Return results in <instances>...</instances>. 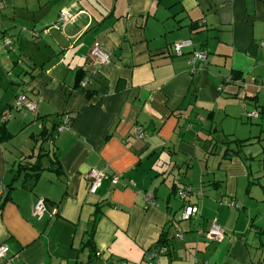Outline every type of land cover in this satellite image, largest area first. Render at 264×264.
I'll return each mask as SVG.
<instances>
[{
  "label": "crops",
  "instance_id": "1",
  "mask_svg": "<svg viewBox=\"0 0 264 264\" xmlns=\"http://www.w3.org/2000/svg\"><path fill=\"white\" fill-rule=\"evenodd\" d=\"M62 11L71 22L58 24ZM177 42L189 43L181 57ZM197 50L207 58L192 67ZM78 70L89 98L74 88ZM21 94L34 113L13 107ZM3 115L0 246L11 264H146L162 232L159 264H264V0H0ZM65 118L70 130L57 133ZM41 142L52 147L36 160ZM20 162L42 164L36 180ZM92 169L104 174L94 194ZM187 186L198 215L179 222ZM213 221L221 242L203 236Z\"/></svg>",
  "mask_w": 264,
  "mask_h": 264
},
{
  "label": "built area",
  "instance_id": "2",
  "mask_svg": "<svg viewBox=\"0 0 264 264\" xmlns=\"http://www.w3.org/2000/svg\"><path fill=\"white\" fill-rule=\"evenodd\" d=\"M72 21V18L67 14V12L62 11L59 15V22L58 24H64V23H69ZM189 43L186 42H177L174 43L171 46V50L173 52V55L175 57H181L182 54V49L187 47ZM4 46L7 50H11V41L6 40L4 42ZM90 55L92 58L98 60L101 64H105L108 62V56L105 54L99 45L93 46ZM207 58V52L203 50H197L193 51L191 54L187 56V62L190 66H194L196 63L199 62H204ZM80 87L85 88L87 85L86 80H82L80 82ZM13 107L18 110H25L31 113H34L36 111V103L33 101L27 94H21L16 97L13 103ZM248 117H256V113L252 112L250 114H247ZM10 118V115H3L0 116V122L5 123L8 119ZM71 127V121L68 118H65L61 121V123L57 126L56 132L57 133H62L64 131L70 130ZM141 133L139 132V135ZM104 174L102 171L92 169L89 171V173L86 176L87 181L89 182L88 186V192L90 194H94L98 188L101 185V180L103 178ZM118 182V177H113L111 180V183L113 185L117 184ZM177 195L180 198V200L184 201L188 196L189 193H191V188L187 187L185 189H178L177 190ZM145 202L148 206H154L152 202V198L150 196L145 197ZM47 206L45 204V201L43 199H38L36 203L34 204L31 215L33 218L36 220H41L45 213H47ZM49 216L56 217L57 215V210L52 207L49 209L48 212ZM198 215V208L196 205H189L185 204L182 208L180 217L178 218L179 222H188L190 219L196 217ZM199 233H202L199 231ZM226 232L225 230L219 226L216 222H212L208 231L204 232L203 236L206 240L208 241H213V242H221L225 238ZM6 247L4 245L0 246V261H5L6 260ZM167 253V248L162 246L158 248L157 250H153L147 254L145 257V262L146 264H159L158 260L161 256L165 255ZM96 257L101 258V254L96 252L95 253ZM5 264H11L9 260H6ZM124 264V263H121Z\"/></svg>",
  "mask_w": 264,
  "mask_h": 264
},
{
  "label": "trees",
  "instance_id": "3",
  "mask_svg": "<svg viewBox=\"0 0 264 264\" xmlns=\"http://www.w3.org/2000/svg\"><path fill=\"white\" fill-rule=\"evenodd\" d=\"M83 73H82V71L81 70H78L77 72H76V79H75V86H74V88H77V89H79V90H83L84 91V93H85V95H86V97L87 98H89V97H91L92 95H93V93L94 92H92V91H89L88 89H85V88H81L80 87V82L82 81V79H83ZM235 77V80L236 79H239L240 77L239 76H234ZM3 129V127H1L0 128V130H2ZM230 143H236V144H238L239 142H226V144H230ZM19 166H20V168L21 169H25V171H30L31 173H32V178H33V181L34 180H36L37 179V177L39 176V172L42 170V168H40V164H38V163H33V164H31V163H24V162H20V164H19ZM187 187H189V186H187ZM187 187H184V188H181V189H185V188H187ZM7 188L10 190L11 189V185H8L7 186ZM176 192H177V190H176ZM190 194L191 193H189V196H190ZM188 196V197H189ZM187 197V198H188ZM186 198V199H187ZM186 199L183 201V202H185L186 201ZM6 201V199H4L3 201H2V203H1V205L4 203ZM0 205V206H1ZM1 208V207H0ZM94 225V224H93ZM166 232H162L161 233V236H160V238H159V240H158V243L154 246V248H155V250H157L158 248H160V247H162V246H164V247H166L167 248V252H168V245H167V239H166V234H165ZM91 237H92V235H89V240L87 241V243H86V245H88V246H90V241H91Z\"/></svg>",
  "mask_w": 264,
  "mask_h": 264
},
{
  "label": "rangeland",
  "instance_id": "4",
  "mask_svg": "<svg viewBox=\"0 0 264 264\" xmlns=\"http://www.w3.org/2000/svg\"><path fill=\"white\" fill-rule=\"evenodd\" d=\"M44 144H45V147H42V146H44ZM42 147V148H41ZM50 147H52V144H50L49 142H47V144L46 143H44V142H41V143H39L38 144V146H37V150L35 151V153H34V157L36 158V160L38 159V156H39V153H40V149L39 148H41V149H43L44 151H43V154H45V153H47L48 151H49V148ZM45 157H42V158H40V162H41V159L43 160V163L45 164L47 161L44 159ZM41 164V163H40ZM42 165V164H41ZM179 198V197H178ZM177 198V199H178ZM180 199V198H179ZM178 199V201H180ZM182 203V202H181ZM183 204H187V202H183ZM181 211H182V208L178 211V213L176 214V217H175V219H177L178 220V218L180 217V214H181ZM171 227V226H170ZM171 235L173 234V228L171 227Z\"/></svg>",
  "mask_w": 264,
  "mask_h": 264
}]
</instances>
